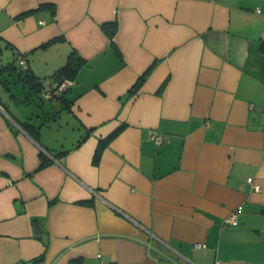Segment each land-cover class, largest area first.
Here are the masks:
<instances>
[{
  "label": "crops",
  "instance_id": "obj_1",
  "mask_svg": "<svg viewBox=\"0 0 264 264\" xmlns=\"http://www.w3.org/2000/svg\"><path fill=\"white\" fill-rule=\"evenodd\" d=\"M262 42L264 0H0V67L83 59L0 96V264H264Z\"/></svg>",
  "mask_w": 264,
  "mask_h": 264
},
{
  "label": "trees",
  "instance_id": "obj_2",
  "mask_svg": "<svg viewBox=\"0 0 264 264\" xmlns=\"http://www.w3.org/2000/svg\"><path fill=\"white\" fill-rule=\"evenodd\" d=\"M109 25H111L114 29L115 23H110ZM105 27H106V25H105ZM46 44H49V42ZM261 50L264 51V42H262V44H261ZM82 64H83V59L80 58L79 56L75 55L74 53H71L67 57L65 63L62 66H60L58 69H56L55 72L51 75V80H55L57 82H62L65 79L72 80L73 77L75 76L76 72L78 71V69L80 68V66ZM15 69H16V67L14 66V64L9 63L7 65H3L0 67V74H1V72L5 71V70L9 71V70H15ZM22 80L24 82V86L27 85L29 90H34L35 92H39L41 90L42 85H43L41 82V79H38L28 69V67H26V69H24V76H23ZM142 80H143V75L137 79L135 84L131 87L130 91H133L137 86H139V84L141 83ZM4 84H6V82ZM66 91H64L59 97H62ZM21 126L33 138L37 139V136L39 133L38 126H36L30 122H21ZM117 132H118V130H115L114 132H112L107 137L106 140L114 137L117 134ZM103 144H104V141H102L100 143L98 150H100V148L102 147ZM41 259H42V255H39L38 257L31 259V261L32 262H38Z\"/></svg>",
  "mask_w": 264,
  "mask_h": 264
},
{
  "label": "built area",
  "instance_id": "obj_3",
  "mask_svg": "<svg viewBox=\"0 0 264 264\" xmlns=\"http://www.w3.org/2000/svg\"><path fill=\"white\" fill-rule=\"evenodd\" d=\"M21 63L24 62V57L22 55H18ZM71 85L70 79H65L62 82H57L55 80H50L47 83L43 84L41 87V92L45 98H54L59 97L64 91H66ZM150 136L154 140L156 144H160L163 141V138L158 135V133L154 130L150 131ZM247 182L253 184L252 178L248 177ZM254 188L256 190L259 189V185H254ZM241 205H238L235 207L229 216L226 218V222L231 225H236L238 223V214L241 210ZM195 246H204L203 244L196 243ZM100 254H97V257L99 258ZM98 264H107L106 262H103L99 260Z\"/></svg>",
  "mask_w": 264,
  "mask_h": 264
},
{
  "label": "rangeland",
  "instance_id": "obj_4",
  "mask_svg": "<svg viewBox=\"0 0 264 264\" xmlns=\"http://www.w3.org/2000/svg\"><path fill=\"white\" fill-rule=\"evenodd\" d=\"M1 62V61H0ZM1 64V63H0ZM5 64V63H4ZM16 69L10 70L9 72L0 74V96L5 98L6 95L9 96L10 92L14 93L18 96V98H22L26 94V90L24 89V82L22 80L24 76V70L22 66L18 63H15ZM6 82V84L4 83ZM11 108L14 107L13 104L9 105ZM23 108V106H20Z\"/></svg>",
  "mask_w": 264,
  "mask_h": 264
}]
</instances>
